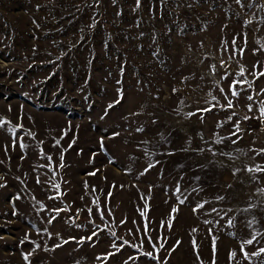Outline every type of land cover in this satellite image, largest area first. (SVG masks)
I'll list each match as a JSON object with an SVG mask.
<instances>
[{"label":"rangeland","instance_id":"rangeland-1","mask_svg":"<svg viewBox=\"0 0 264 264\" xmlns=\"http://www.w3.org/2000/svg\"><path fill=\"white\" fill-rule=\"evenodd\" d=\"M261 72L264 0H0V264H264Z\"/></svg>","mask_w":264,"mask_h":264},{"label":"snow or ice","instance_id":"snow-or-ice-1","mask_svg":"<svg viewBox=\"0 0 264 264\" xmlns=\"http://www.w3.org/2000/svg\"><path fill=\"white\" fill-rule=\"evenodd\" d=\"M238 75L243 76V69H241V72H240ZM259 75H264V72H261ZM244 83H247V81H245V80H234V81L232 82V84L230 85V91H231V94H232L233 96H237V95H239V93H238V91H237V85H239V84H244ZM221 91H223V89H221ZM262 91H264V90H262ZM248 99L251 100L252 97L249 96ZM117 102H118V101H117ZM110 107H111V105H110ZM227 107H229V108L232 107V103H231V101L228 102ZM200 111H211V109H210V108H205V109H200ZM261 112H262V114H264V103H262V105H261ZM245 119H248V117H245ZM237 130H238V129H237ZM21 147H23V145H21ZM260 152H264V149H261ZM49 159H50V158H49ZM255 170H256V171H264V168H260V167L258 166ZM248 171H249V172H252V171H254V169L249 168ZM57 187H58V186H57ZM57 211H59V210H57ZM173 211H175V209H173ZM94 235H95V233H94ZM125 243H127V242H125ZM246 243L251 244V243H252V240H247ZM260 251H261V252H264V248H261ZM233 255H235V253H233ZM245 255H247V253H245Z\"/></svg>","mask_w":264,"mask_h":264},{"label":"water","instance_id":"water-1","mask_svg":"<svg viewBox=\"0 0 264 264\" xmlns=\"http://www.w3.org/2000/svg\"><path fill=\"white\" fill-rule=\"evenodd\" d=\"M245 117H248V119H245ZM243 118V122L245 124V126L249 127V128H256L258 127L260 120L257 116H245ZM64 212L66 214H68L70 216L71 219H73L76 216V213L74 211H72L69 206L65 205V210Z\"/></svg>","mask_w":264,"mask_h":264}]
</instances>
